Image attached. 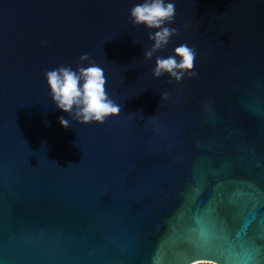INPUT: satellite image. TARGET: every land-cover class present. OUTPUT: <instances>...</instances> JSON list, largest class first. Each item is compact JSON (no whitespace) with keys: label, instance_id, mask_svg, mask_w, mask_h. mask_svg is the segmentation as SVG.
I'll return each mask as SVG.
<instances>
[{"label":"water","instance_id":"95a60500","mask_svg":"<svg viewBox=\"0 0 264 264\" xmlns=\"http://www.w3.org/2000/svg\"><path fill=\"white\" fill-rule=\"evenodd\" d=\"M138 2L0 0V264H264V0H174L149 59ZM181 43L195 75L153 77ZM85 53L120 106L100 123L44 80Z\"/></svg>","mask_w":264,"mask_h":264},{"label":"clouds","instance_id":"9594fccd","mask_svg":"<svg viewBox=\"0 0 264 264\" xmlns=\"http://www.w3.org/2000/svg\"><path fill=\"white\" fill-rule=\"evenodd\" d=\"M175 15L174 0H140L128 10L129 23L143 26L148 30L147 39L150 46L144 50L145 59L152 58L153 52L165 46L169 38L175 34L174 27H168ZM195 50L186 44L174 47L173 54L155 57L151 68L153 77L168 75L170 79L179 81L186 73L195 75L191 71ZM87 66L78 65L75 69L68 65H60L44 72L48 95L56 109L68 113L71 120L81 124L89 122H103L106 117L115 115L119 111L117 105L105 91V76L103 69L92 62L88 55L80 56ZM161 97L167 93L162 92ZM62 127H68L69 120L63 116L57 117ZM190 264H213L212 261L197 259Z\"/></svg>","mask_w":264,"mask_h":264},{"label":"rangeland","instance_id":"374dc122","mask_svg":"<svg viewBox=\"0 0 264 264\" xmlns=\"http://www.w3.org/2000/svg\"><path fill=\"white\" fill-rule=\"evenodd\" d=\"M213 264H215V263H213Z\"/></svg>","mask_w":264,"mask_h":264}]
</instances>
